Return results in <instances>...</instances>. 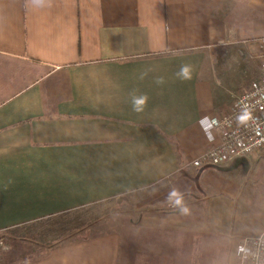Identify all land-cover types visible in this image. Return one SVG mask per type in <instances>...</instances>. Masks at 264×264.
Listing matches in <instances>:
<instances>
[{"label": "crops", "instance_id": "0c3cea01", "mask_svg": "<svg viewBox=\"0 0 264 264\" xmlns=\"http://www.w3.org/2000/svg\"><path fill=\"white\" fill-rule=\"evenodd\" d=\"M262 38L264 0H0V233L131 200L119 230L11 247L7 264H238L264 233V150L190 163L263 76Z\"/></svg>", "mask_w": 264, "mask_h": 264}, {"label": "built area", "instance_id": "2783aa9c", "mask_svg": "<svg viewBox=\"0 0 264 264\" xmlns=\"http://www.w3.org/2000/svg\"><path fill=\"white\" fill-rule=\"evenodd\" d=\"M259 47L263 76L237 97L226 116L208 121L205 132L212 147L190 163L194 168H219L264 150V38ZM238 260L264 264V233L241 241Z\"/></svg>", "mask_w": 264, "mask_h": 264}, {"label": "rangeland", "instance_id": "374dc122", "mask_svg": "<svg viewBox=\"0 0 264 264\" xmlns=\"http://www.w3.org/2000/svg\"><path fill=\"white\" fill-rule=\"evenodd\" d=\"M260 183L261 186L264 187V177L261 179ZM128 201L131 200H110L96 205L95 207L90 208L81 214L66 215L62 218H59V220L54 223H52V221L49 223L46 222V224L42 227H35L31 225L2 232L0 233V264L8 263L7 258L9 253L13 251L11 247L16 246L17 250L22 252L21 256H24L26 254V250L30 252V250L40 246L42 244V240H45L47 243H51V240L49 239L71 237L69 235L78 233L79 230H81L82 227L86 226L87 224H91L89 227L92 225L97 226L93 227L94 231L91 229V232H84L85 238L89 237L90 235L93 236L106 233L113 229L119 230L120 222L124 221L122 219L121 213H123L126 209ZM59 228L60 230L56 231V229Z\"/></svg>", "mask_w": 264, "mask_h": 264}, {"label": "clouds", "instance_id": "9594fccd", "mask_svg": "<svg viewBox=\"0 0 264 264\" xmlns=\"http://www.w3.org/2000/svg\"><path fill=\"white\" fill-rule=\"evenodd\" d=\"M35 4L38 6H42L44 3V0H33ZM193 67L191 64L183 63L179 66L178 70L175 72V78L179 81H189L192 79L193 75ZM146 73L141 74L140 79H144V76ZM166 78L164 76H158L154 79V83L157 86H163L166 84ZM129 99H130V105L132 108V111L136 113L143 112L145 108L148 106L150 97L147 93L140 92L138 89H134L129 93ZM169 200L171 202H174L176 205L182 204V198L181 194L176 191L172 190L169 193ZM183 211H187L186 208L183 209Z\"/></svg>", "mask_w": 264, "mask_h": 264}]
</instances>
